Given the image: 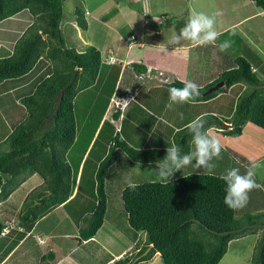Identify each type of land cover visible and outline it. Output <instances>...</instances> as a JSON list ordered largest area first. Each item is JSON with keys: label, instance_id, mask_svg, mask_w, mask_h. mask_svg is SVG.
I'll list each match as a JSON object with an SVG mask.
<instances>
[{"label": "trees", "instance_id": "16d2710c", "mask_svg": "<svg viewBox=\"0 0 264 264\" xmlns=\"http://www.w3.org/2000/svg\"><path fill=\"white\" fill-rule=\"evenodd\" d=\"M250 1L264 10V0ZM25 11L35 19L29 30L37 31L22 37L13 53L0 59V88H14L10 93H4L6 102L3 101L2 104L7 111L9 107L16 108L22 117L24 114L25 119L9 134V151L4 154L0 152V203L5 202L26 179L39 176L44 184L34 192L37 194L30 202V215L24 217L25 220L31 219L34 224L56 208L68 207V203L77 196L74 195L77 186L75 169L73 170L68 159V152L77 143L80 131L77 97L84 90L94 87L100 71L109 66L95 47H88L82 54L66 48L61 30L64 18L63 0H0V22ZM84 14L82 9L75 11L77 25L86 30ZM157 23L153 24L158 28ZM126 33L128 36L132 30ZM41 36H48V41ZM136 41L137 37L130 45ZM45 55L54 62L52 69L41 59ZM234 62L235 67L225 70L216 81L200 88L201 96L195 102H208L227 89L239 88L237 105L228 118L219 115L203 116L208 121L206 128L215 127L221 129L224 136L237 138L242 136L248 123L264 130V79L260 80L258 71L253 70V63L246 57L239 56ZM133 67L135 70L132 72L140 81L159 82L169 89L183 87L182 81L167 79L164 73H157L154 68L142 62L133 64ZM260 72L264 70L261 69ZM75 75L74 83L69 86ZM24 82L26 87L15 88L16 84H25ZM220 82H225V86L207 94ZM67 86L69 88L60 97L61 90ZM7 93H16L12 96L14 101L9 107ZM121 115V110H118L113 117L118 121ZM187 126L176 131L174 137L182 155L188 153L187 138L193 141ZM97 130L96 128V132ZM115 140L117 144H113L114 151L100 162L93 176L96 192L93 189L92 195H96L97 205L92 213L81 218L84 224L79 229L78 239L81 242L93 240L104 226L109 206L106 179L109 170L116 163L117 149H123L127 157L135 162L148 164L159 161L166 155V149L134 148L120 140L119 136ZM88 149L76 165V173L81 172V168L83 171L81 186L86 180L84 173L87 163L84 161L82 164V161L86 158ZM222 151L225 149L222 148ZM135 185V189L127 186L122 192L125 211L123 223L130 228L126 230V234L134 246L131 250L127 249L125 257L115 264H143L157 254L164 264H219L227 254L232 240L259 230L248 229L225 237L217 234L237 231L243 227L236 219V210L224 203L226 184L220 176L201 172L180 173L171 181ZM250 224L255 222L250 221ZM193 226L211 239L201 237ZM3 229L0 218V252L4 249L11 251L19 244V238L6 245L7 237L1 238ZM262 232L258 264H264V251L263 262L260 261V251L264 245V230ZM22 236H26V233H22ZM150 247V251L144 255ZM6 250L0 255V261L8 254ZM55 257V253L50 252L45 260L53 261Z\"/></svg>", "mask_w": 264, "mask_h": 264}, {"label": "rangeland", "instance_id": "374dc122", "mask_svg": "<svg viewBox=\"0 0 264 264\" xmlns=\"http://www.w3.org/2000/svg\"><path fill=\"white\" fill-rule=\"evenodd\" d=\"M115 2L114 0H63L64 18L61 22V30L68 48L83 53L88 47L89 36L86 35L82 29L77 27L76 22H73V19L76 17L75 11L78 8L86 11V16H88V11L91 12L92 9L94 11L96 6V9L98 10L100 7L101 13L104 14L109 9L112 10V8L116 6ZM139 5H141L142 9L147 13L148 16L146 17L148 20L151 21L152 19V21L158 22V28L160 26V29L164 33V39L169 38V40L176 35H180V30L186 26L187 19L191 13L205 12L211 15L215 12H221L222 15L217 17L216 25L221 35L216 44L224 40H231L232 47L225 52H221L219 48L214 47L213 52L215 54L220 52V55H228L230 59L233 60L239 56H243L254 65H261V68L264 69V10L258 8L256 4L250 0H136V2L135 0H130L129 6L123 8V16L120 13H115V9L112 10L113 13L116 14L114 19L115 22H117V26H120L124 30H128L129 28L133 33L139 34L143 27V18H146L145 15L143 17V13H140L137 19L131 20L126 11L127 8L140 9ZM87 6H90L91 9L88 10ZM112 16L106 18L108 21L98 18V22L101 24L108 22V25L114 28L112 23L113 19H110ZM246 18L248 19L244 24L243 22ZM169 21L173 23V26L168 25ZM128 22L129 24H127ZM11 23L12 21L8 22L6 27H10V25L13 26ZM34 23L31 26H33ZM123 24L126 25L123 26ZM232 25H237V28L233 30L228 29ZM25 27V25L19 24L18 29H24ZM29 28L24 30L21 38L37 31L36 29L30 31ZM90 29H93L92 25ZM95 30H97V27ZM121 33L124 34L123 32ZM104 34V31H100L99 35H97L98 42L104 37ZM9 37H11V35ZM43 38L48 39L47 36ZM182 41H185V43L190 42L186 40ZM17 43L12 44V48L9 46H6V48L14 52ZM102 46L104 47V44H102ZM208 46L209 45H205L202 49H196L200 56L197 57L195 65L197 69L201 68V71H203L205 75L207 71L212 73L225 69L220 57L216 58L211 56ZM47 52L49 53L50 50ZM103 52L106 53L105 51ZM0 57L3 56L0 54ZM116 60L117 59L112 58L110 62L113 63ZM48 63L51 64L52 67L55 65L52 60H48ZM110 75L111 72L109 69H102L98 75L96 85L88 90H84L77 97L79 100V102H77V107H79L77 120L80 131L77 143L68 152L69 162L73 170L75 169L74 173L77 178V186L74 192V195L77 196L71 203H68V207L56 208L49 212L43 219L37 220L38 227L35 234L38 236H34L32 239L29 238L28 242L23 244V247L17 250L13 257L4 264H49L48 261L43 262L41 260L42 253H50V249H54L60 255H65L70 253V248H75V259L79 264H108L109 261L113 260L118 255H120L121 259L125 257L127 249L131 250L134 246L131 239L130 241L128 240V234H126V230L130 228L127 224L123 223L125 214L122 199L123 190L129 186L130 183L145 184L149 182L171 181L180 173H207L204 168L196 167V161L193 160L191 165L175 172L172 178L162 179L155 170L157 160L150 164L135 162L127 157L123 149H117L116 163L109 170L106 179L109 206L104 226L93 239L94 242L83 245L80 244L79 241H76L79 235V229L84 225L82 223L84 217L82 218V216L92 213L97 205L96 195H92L94 193L93 189H95L92 182L93 176L100 162L111 151H114L115 148L113 144L114 142L117 144L115 137L119 136L120 140L126 141L130 146L142 149H167L168 146L173 144L176 145L177 143L174 139L176 131L163 128L157 129L154 125V123H156V118L159 117L160 119L165 113L166 105L163 104L162 101H155L154 96L149 100V103L152 104L149 106L151 112L142 107V105L138 107L133 104L127 109H131L128 116L122 113L118 121L114 119L113 114L119 110V103L121 101L118 100L116 96L121 95L120 92L125 86L124 82H122L123 88L122 85L117 87L118 89L115 94L114 91L118 77H110ZM259 78L261 77L259 76ZM146 82L150 83L147 80ZM244 88L247 89V86ZM1 89L2 88H0V92L3 91ZM238 91L239 88L234 90L227 89L224 92L225 95L218 100L204 102L202 105L199 102L187 103L192 105V107L185 103L177 104L173 109L179 112L180 116L178 118L174 116L173 118L176 119L166 124L177 126L180 124L181 119L185 117L187 119L196 118L198 115L205 112L208 116L216 112V114L228 118L237 105L236 103L239 98ZM15 95L16 93L11 95L8 94V105L14 101L12 96ZM0 97L1 140L5 134H11L18 125L25 121V119H20V121H16L17 118L12 119L10 117L11 112H7L6 106L2 104L3 101L6 102V94L4 95L3 93ZM126 101L128 102L129 100L124 99L122 104L124 105ZM125 109L126 108L123 107L122 111ZM184 112L186 113L183 114ZM168 116L172 117L170 113ZM186 126L187 125L183 127L185 128ZM96 128L98 129L97 132ZM257 128V126L249 125L242 139L229 138V142L232 146L225 147L222 145V148L225 149V151H222V158L212 161L216 164L213 175L221 176L227 169L233 167H239L241 173H244L246 169L251 166L252 162L243 161L241 157L233 156V154L246 152L250 154V156L258 155L253 162H258L262 166L257 170L256 180L257 183L264 185V131L263 129ZM259 130L263 134L262 137L257 136L259 134L261 135ZM82 131L84 132L83 134ZM215 133L223 135L221 129L218 128H215ZM93 138L94 141L92 142ZM91 142V148L88 149ZM187 143L186 150L188 152L194 151L195 145L191 138H187ZM8 144L7 140L0 142V152L2 154L9 151ZM87 149L88 153L86 158L82 161V164L84 161L87 163L84 173V178L86 180H84V184L81 186L83 182L81 181V178L83 180V171L81 168V172L76 173V165L79 164ZM237 161L240 163H237ZM241 164H243V166ZM42 184H44V181L37 175L29 177L25 182L20 184L15 193V202L17 205L21 202L24 206L26 204L25 207H22L21 214L27 217L30 215L29 211L31 212L32 209L30 202L35 199V194H37V192H34L36 189L40 188ZM32 193L34 194L31 195ZM28 196L31 198L25 200ZM249 196L250 199L248 204L243 209L236 210V219L243 227L264 224V190L255 189L249 193ZM7 209L11 210V207L8 203L2 202L0 204L1 218L6 216L5 213ZM13 215L9 213V216L13 217ZM249 215L252 217L249 218ZM16 219L18 220V217H16ZM250 221H252V223L255 222V224H250ZM192 228L200 233L199 235L201 237H206L209 240L211 239V237L203 231L200 232L196 226ZM52 232H56V234H54L56 238L55 242L53 243L49 240V242H52V245L46 243V241L42 243L44 245L41 243L38 245V242H40L38 237L46 239L47 235ZM262 234V230L259 229L257 233H247L236 237L230 242L228 252L219 264H258L257 256ZM65 250L67 251L65 252ZM148 251L144 255H147ZM4 253V250L0 252L1 255ZM121 253H123V255ZM66 258H68L67 255ZM110 264H113V262ZM143 264H164V262L160 255L157 254Z\"/></svg>", "mask_w": 264, "mask_h": 264}, {"label": "crops", "instance_id": "0c3cea01", "mask_svg": "<svg viewBox=\"0 0 264 264\" xmlns=\"http://www.w3.org/2000/svg\"><path fill=\"white\" fill-rule=\"evenodd\" d=\"M114 1H116L115 2L116 6H114L112 10L115 9V13H120L123 16V10H124L123 8L129 6L130 0H114ZM139 8L140 9H130V8L126 9L131 20L137 19L140 13H143V17H144L145 11L142 9L141 5H139ZM87 9L90 10L91 9L90 6H87ZM112 10L109 9L107 12L102 14L100 11V7L97 10L95 6L94 11L93 9L91 12L88 11L87 15L89 17H87V19H89L88 22L90 21L93 27V30H88L89 32L87 35L89 36L88 42H94L92 44L97 46L98 49L100 46L101 50L99 49V51L101 53L102 59L105 62V64L109 66V67L105 66V68L110 70L111 72L110 77H118L114 93L117 92V89H118L117 87L122 85V88H123L122 82H124V86L126 89L123 88V90H121L120 92L121 95L119 99H121L122 101L124 99L125 100L128 99L129 101L128 102L126 101L124 105L123 104L119 105L120 106L119 110H121V113L123 114L125 113V115L128 116L131 109L130 110H127V109H129L133 104L137 105L138 107H140L139 105H142V107L150 111L149 106H151L152 104L149 103L150 102L149 100H151L152 97L154 96L155 101H162L163 104H166L165 113L160 119L159 117H157L156 123H154L157 129L163 128L167 130L179 131L184 128L183 126L188 125L191 121H193L197 117L206 116L207 113L205 112V113L198 115L196 118L187 119L185 117L184 119H181L180 124H178L177 126L166 124L168 122H173L176 119V118H173L174 116H176L177 118L180 116V113L173 109L174 106H176L177 104H173L171 108L168 107L170 103V100L168 98L169 88H166L165 85H162L159 82L147 83L146 81H140L138 78H136V76L132 72V70L133 71L135 70V67H133V64L142 62L146 64L147 66L154 68L157 73L158 72L164 73L167 79H171V80L177 79L180 81H192V82H195L199 86V88H204L210 83H213L214 81H216L224 73L225 70H229L230 68L235 67L236 66V63L234 62L235 60L230 59L228 55H225V54L220 55L219 54L220 52L218 54H215L213 52L214 51L213 48L214 47L219 48L218 47L219 44L211 45V46L209 45L210 47L208 46V50L211 53V56L212 57L214 56L216 58L220 57V60L223 63L225 69L212 72V73H209L207 71V74L205 75V73L201 71V68L197 69L195 65V61L197 57L200 56V54L197 52L196 49L197 48L202 49L205 45L197 46V45H193L191 42L185 43V41H181L179 45L172 44L173 38H171L170 40L169 38L164 39V33L162 32V30H160L159 28H157L156 25L153 24L155 21H152L151 19V22H150V20L143 18V17L142 18L144 20V23H143L141 32L139 34L132 32L130 35L126 36V34H128L126 33V31H129L130 29L128 28V30H124L120 26H117V22H115V19H114V16H116V14H114ZM110 16H112V18L110 19H113L112 23L115 29L111 28L108 25V22L104 24H101L98 22V18H101L104 21H108V19L106 18H109ZM247 19L248 18H246L245 21L243 22L244 24L246 23ZM11 21H12L11 24L13 26L10 25V27L8 26L6 27L7 23ZM34 21H35L34 17L28 11H25L6 21L0 22V54L1 56H3V57H0L1 59L4 57L10 56L13 53L12 51H10V49H7L6 46H9L12 48V44H16L21 39V36L24 33V30L26 28L28 29L34 23ZM19 24L25 25L26 27L24 29L22 28L18 29ZM127 24H129V22ZM124 25L126 24H123V26ZM168 25L173 26V23L169 21ZM96 27H97V30H95ZM236 28H237V25H232L228 29L233 30ZM100 31H104L105 34H104V37L98 42L97 35H99ZM157 31H159V33H157ZM121 32H123L124 34H122ZM10 35L11 37H9ZM132 35H135L137 37V41L135 44L130 45L131 44L130 37ZM102 44H104V47L102 46ZM102 50L105 51L106 53H104ZM112 58L117 59L116 63L110 62ZM253 68H254L253 70L258 71L257 74H259V76L261 77L260 80H263L264 72H260V70L262 69L261 65L253 64ZM263 70L264 69H262V71ZM23 86L26 87V83L16 84L15 88L20 89V87L22 88ZM13 90L14 88L5 87V90H3V92H0V95L8 91L10 93ZM20 91H23V90H20ZM223 95H225V93H222L220 96L213 99V101L218 100ZM199 103L202 105V103L204 102H199ZM187 105L192 107V105L190 104H187ZM123 107L126 108L124 111H122ZM9 111L11 112L10 117L12 119L17 118L16 121L17 120L20 121V119H23V117L17 112L16 108H9L7 112ZM169 113L171 114L172 117L168 116ZM185 113L186 112H184L183 114ZM212 115H218V114H216V112H213ZM184 120L186 121V123ZM249 125H254V124L248 123L243 130L242 136L237 137V138H241V139L243 138L244 134L246 133V128H249ZM213 128L215 131V127ZM257 129H259V127ZM260 133L261 135L259 134L257 136L262 137L263 134L262 132ZM9 134H5V136L3 137V139L0 140V142L6 141ZM215 134H217L218 137H222L219 139L221 140V143L223 146L225 147L232 146L231 143L229 142V138H234V137L224 136L222 134H220L221 135L220 136L218 133H215ZM93 141L94 139L92 140V142ZM92 142L89 148H91ZM232 152L236 153L235 151H232ZM239 153L242 155L233 154V156L241 157L243 161H246L249 163L253 162L258 157V155L250 156V154H247L246 152H239ZM237 163H240V162L237 161ZM241 165L243 166V164ZM15 193L16 191L9 197L8 201H6V203H8V205L11 207V210L7 209L8 212H12L15 209H18L21 207V204H19L18 206L15 202V195H16ZM59 208H63V206L58 207V209ZM17 224H18L17 220H13L10 223L11 228L13 229L11 233L8 235L9 237H7V241L5 243L6 245H8L10 244L12 240L19 238L18 239L19 244L16 247H14V249H12L11 251L4 249V251L6 250L8 254L3 259V261H0V264H4L5 262L9 261L10 258L13 257L15 252L19 250L21 247H23V244H26L28 242L29 238L32 239L34 236L35 237L38 236L35 234L36 232L32 234L31 231L29 230L26 236H22L23 231L16 230ZM54 234H56V232H52L51 234L47 235L46 239L38 237L40 241L38 242V245L39 243L41 244L45 243L44 241L52 245V242L54 243L56 240ZM78 236L76 238V241H79L80 244L84 245L87 243L89 244L91 242H94L93 240H90L87 242H81L78 239ZM49 240H51L52 242L51 241L49 242ZM34 244L36 245L35 242ZM66 251L67 250H65V252ZM74 251H75V248L73 249L70 248L69 250L70 253L65 254V255H60L56 250L50 249V252H54L56 257L53 261L52 260L49 261V264H79L75 259L76 255ZM43 254L44 253H42L41 255V260L45 262L46 261L45 258L47 257L49 252L45 253L44 255ZM121 254L123 255V253ZM66 255L68 258H66ZM115 260L116 261L120 260V255L116 256L113 260L109 261L108 264H110L111 262L115 264L116 263Z\"/></svg>", "mask_w": 264, "mask_h": 264}, {"label": "clouds", "instance_id": "9594fccd", "mask_svg": "<svg viewBox=\"0 0 264 264\" xmlns=\"http://www.w3.org/2000/svg\"><path fill=\"white\" fill-rule=\"evenodd\" d=\"M84 15L87 21V29L86 30L82 29V30L87 35L89 32L88 30H93V29H90L91 23L90 21L88 22L89 19H87L88 16H86V12ZM221 15H222L221 12H215L211 15L205 12L191 13L189 18L187 19L186 26H184L180 30V35H176L175 37H173L172 44L179 45L182 40H186V41H190L193 45H197V46L210 45V44L215 45L219 39V36L221 35L216 27L217 17ZM73 22H76V17L73 19ZM77 27L80 28L78 25ZM132 36L130 37V41H135L136 36H135V40L132 39ZM41 37L43 40L48 41V39L43 38L45 36H41ZM92 43L94 42H88L87 46L88 47L92 46L98 49L97 46L93 45ZM218 47L221 52H225L232 47V41L224 40L219 43ZM66 48H68L67 43H66ZM86 51L87 49L85 50V52ZM41 59L45 61V64L48 68L52 69L51 64L48 63L49 59L46 58V55L41 57ZM114 63H116V61ZM77 72H79V69H77ZM182 83H183V87H171L168 90L169 100H170V103L168 105L169 108H171L173 104L195 102L196 98L201 96L200 88L195 82L182 81ZM116 97H118L117 98L118 100H121L119 99L120 96H116ZM122 102L123 101L121 100L119 105H121ZM205 125H206V120L204 119L203 116H201L191 121L187 126L188 129L190 130V133L192 134L193 143L195 145L194 151L184 153L182 155L180 149L175 144L167 147L165 157L162 160L156 162V168H155L156 172L162 179L172 178L175 172L191 165L193 160L196 161L195 164L196 167L204 168L207 174L209 175L213 174V170L216 168V164L213 163L212 161L214 159L222 158L221 155L222 143L218 135L215 134L214 129L211 127L206 128ZM261 166L262 165L258 162H252L251 166L247 168L244 173H241L239 167H233L227 169L220 176V179H222L226 184L225 198H224L225 205H227L232 210L243 209L249 202L250 192H252L255 189L264 190V185L257 183L256 180L257 170ZM129 187L135 189L137 185H135L134 183H130ZM15 191H17V189ZM8 199L6 201H8ZM28 199H30V196L26 197L25 200ZM20 204H21L20 208L15 209L12 212L6 211L5 213L6 216L3 218L0 217L4 225V229L1 233V238L9 237L8 235L11 233L13 229L11 228L10 223L13 220H17L16 217H18L17 220L18 224L16 225V230H22L23 233L26 234L29 231H31L32 234L36 232L38 227L37 221L34 224H32L31 219L25 220L23 218L25 217V215L21 214V209L22 207H24V204H22V202ZM9 213L11 215L14 214L13 217L9 216Z\"/></svg>", "mask_w": 264, "mask_h": 264}, {"label": "water", "instance_id": "95a60500", "mask_svg": "<svg viewBox=\"0 0 264 264\" xmlns=\"http://www.w3.org/2000/svg\"><path fill=\"white\" fill-rule=\"evenodd\" d=\"M76 75H77V74H76ZM76 75H75L74 78L71 80L69 86L72 85V84L74 83ZM69 86H67V87H65L63 90H61V92H60V94H59L60 97H63L64 93L67 91V89L69 88ZM224 86H225V82H220V83L217 84L215 87H213L212 89H210V90L207 92V94L212 93V92H215V91L219 90L220 88H222V87H224ZM227 126H228V125H227ZM248 229H262V230H264V224H263V225H249V226H246V227H244V228H242V229H240V230H237V231L222 232V233H217V234L220 235V236H222V237H225V236H228V235H231V234L237 233V232L242 233V232H244L245 230H248ZM214 233H216V232H214ZM150 249H151V247L149 248V251H150ZM149 251H148V252H149ZM263 251H264V245H263V247H262V249H261V251H260V261H261V263L263 262Z\"/></svg>", "mask_w": 264, "mask_h": 264}, {"label": "built area", "instance_id": "2783aa9c", "mask_svg": "<svg viewBox=\"0 0 264 264\" xmlns=\"http://www.w3.org/2000/svg\"><path fill=\"white\" fill-rule=\"evenodd\" d=\"M132 39L135 40V36H132Z\"/></svg>", "mask_w": 264, "mask_h": 264}]
</instances>
